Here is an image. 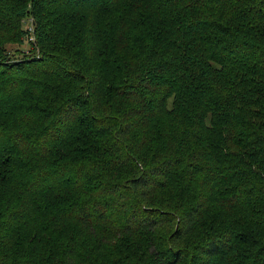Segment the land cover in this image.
<instances>
[{
    "label": "trees",
    "instance_id": "1",
    "mask_svg": "<svg viewBox=\"0 0 264 264\" xmlns=\"http://www.w3.org/2000/svg\"><path fill=\"white\" fill-rule=\"evenodd\" d=\"M0 264H264V0H0Z\"/></svg>",
    "mask_w": 264,
    "mask_h": 264
},
{
    "label": "rangeland",
    "instance_id": "2",
    "mask_svg": "<svg viewBox=\"0 0 264 264\" xmlns=\"http://www.w3.org/2000/svg\"><path fill=\"white\" fill-rule=\"evenodd\" d=\"M29 26V19H25L22 27L26 28ZM4 51L8 55H13V56H20L23 53H33L34 50H32V47L30 46L29 42L24 39L22 43H12V44H6L4 46ZM172 98L170 97L167 101L168 106H171Z\"/></svg>",
    "mask_w": 264,
    "mask_h": 264
}]
</instances>
